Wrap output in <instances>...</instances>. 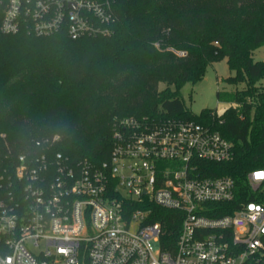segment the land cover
<instances>
[{"label":"built area","instance_id":"1","mask_svg":"<svg viewBox=\"0 0 264 264\" xmlns=\"http://www.w3.org/2000/svg\"><path fill=\"white\" fill-rule=\"evenodd\" d=\"M115 22L109 0H0L3 35L76 41ZM59 142L36 141L0 170V264H264V170L245 193L213 176L233 151L211 128L114 118L97 164L55 152Z\"/></svg>","mask_w":264,"mask_h":264},{"label":"trees","instance_id":"2","mask_svg":"<svg viewBox=\"0 0 264 264\" xmlns=\"http://www.w3.org/2000/svg\"><path fill=\"white\" fill-rule=\"evenodd\" d=\"M109 1L116 22L107 37L0 33V170L55 135V152L101 163L114 118H176L232 145V161L209 169L245 193L247 174L264 170V63L252 58L264 47V0ZM222 60L233 74L225 82L243 88L217 93L230 104L223 117L191 116L182 88ZM162 213L168 224L170 212Z\"/></svg>","mask_w":264,"mask_h":264},{"label":"rangeland","instance_id":"3","mask_svg":"<svg viewBox=\"0 0 264 264\" xmlns=\"http://www.w3.org/2000/svg\"><path fill=\"white\" fill-rule=\"evenodd\" d=\"M252 58L254 62L264 63V47L256 50ZM228 68L225 60L215 63L208 67L201 82L194 87L186 85L182 88L181 100L191 116H199L203 110H213L217 117L224 116L230 104L227 101L218 100L217 93L226 96L243 88L241 85L233 87L225 82L227 78L233 76ZM259 85L264 87V78L259 82ZM163 88L160 86V89Z\"/></svg>","mask_w":264,"mask_h":264},{"label":"snow or ice","instance_id":"4","mask_svg":"<svg viewBox=\"0 0 264 264\" xmlns=\"http://www.w3.org/2000/svg\"><path fill=\"white\" fill-rule=\"evenodd\" d=\"M258 177H264V173H261V174H257Z\"/></svg>","mask_w":264,"mask_h":264}]
</instances>
